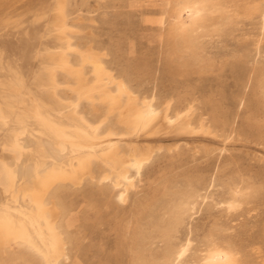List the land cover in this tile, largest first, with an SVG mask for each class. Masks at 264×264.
<instances>
[{
	"label": "rangeland",
	"instance_id": "374dc122",
	"mask_svg": "<svg viewBox=\"0 0 264 264\" xmlns=\"http://www.w3.org/2000/svg\"><path fill=\"white\" fill-rule=\"evenodd\" d=\"M173 1L68 0L73 65L80 62V50L98 53L106 69L125 79L138 99L154 98L161 110L169 105V116L190 108V123L196 127L202 123L205 132L167 128L160 112L155 135L159 139L153 146L160 149L139 173L129 172L133 185L122 203L118 200L122 186L114 187L112 176L102 179L107 168L98 161L80 184H54L48 201L64 233L68 256L60 264H134L141 232L154 227L152 210L158 211L159 203L171 198L172 192L189 187L198 188L193 209L169 240H153L144 253L146 259L188 241L176 264H205L204 257L216 248L230 255L224 264H264V0H223L225 13L214 18L220 22L219 30L204 38L198 62L176 48ZM88 66L82 75L92 84ZM57 81L62 101L70 96L69 101H79L78 111L93 124L106 117L102 131L111 127L117 137L121 132L128 136L117 112L107 110L98 92H93L92 103L74 91L70 74L58 71ZM122 134L116 143L125 150ZM231 184L248 194L236 210L226 211L223 200ZM41 263L28 246L0 248V264Z\"/></svg>",
	"mask_w": 264,
	"mask_h": 264
},
{
	"label": "bare ground",
	"instance_id": "6f19581e",
	"mask_svg": "<svg viewBox=\"0 0 264 264\" xmlns=\"http://www.w3.org/2000/svg\"><path fill=\"white\" fill-rule=\"evenodd\" d=\"M67 4L68 0H0V246H28L43 264H60L61 259L68 258L64 233L59 230L57 214L48 201L54 184H80L90 173L92 163L98 161L107 168L102 179L112 176L114 187L122 186L118 192L122 203L133 185L129 172L139 173L155 149H160L154 148L159 139L155 135L159 133L156 125L160 112L163 111L161 119L167 128L183 133L205 132L202 123L198 127L190 123V108L169 116V105L161 110L154 98L138 99L125 79L114 77L106 69L98 53L80 50V62L73 65L69 57L74 48L68 36L72 26L67 24ZM173 6L176 48L185 58L201 61L204 38L219 30L220 22L214 18L225 13L223 0H174ZM85 64L93 72L92 84L82 75ZM58 71L74 78V86H69L80 97L92 99L93 92H98V99L107 110L117 112V121L128 136L121 132L117 137L118 132L111 127L102 131L106 117L93 124L78 111L79 101H69L70 96L64 99L67 102L62 101L57 92L61 88ZM121 134L123 138L126 135L122 140L128 145L125 150L116 143ZM229 187L228 198L222 199L223 207L234 211L248 193L240 186ZM193 188L172 192L171 198L159 203L158 211L152 210L154 227L149 233L141 232L134 264H176L185 254L188 241L167 247L151 261L144 253L155 238L172 237L183 223L196 203L198 188ZM204 259L205 264H224L230 255L216 248Z\"/></svg>",
	"mask_w": 264,
	"mask_h": 264
}]
</instances>
